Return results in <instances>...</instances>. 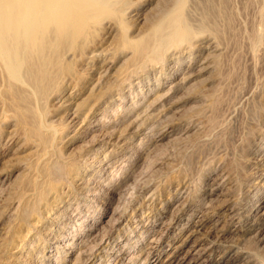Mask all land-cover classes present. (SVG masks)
Segmentation results:
<instances>
[{"label":"bare ground","instance_id":"obj_1","mask_svg":"<svg viewBox=\"0 0 264 264\" xmlns=\"http://www.w3.org/2000/svg\"><path fill=\"white\" fill-rule=\"evenodd\" d=\"M228 1L166 0L169 4L167 6L164 5L162 9L157 8V11L153 10L156 11V13L153 12L155 16L152 17V21L146 23V20L142 18L144 21H140L141 25L143 24L142 22H145L146 24H144L146 26H140L138 28L139 25L132 27L129 22L130 20L132 21L133 17L138 18L140 14L139 5L136 8L132 7L134 0H0V135L4 130L3 127L9 128V130L7 129L8 136L3 140L4 147L1 146L3 150L0 151V164L2 163L0 167V191H7L4 196V202L2 204L0 203V218H3L2 228L0 227L2 230L0 238V257H6V260L5 258L3 259L5 261L0 260V262L8 264V260L11 258L14 264H84L85 261L96 256L91 253V248V251H89L79 246V244L81 245L92 232V228L88 225L85 215L81 216L83 205L80 203L82 200L79 199V196L83 197V201H97L110 209L106 218L102 220L100 224L97 223L99 224L97 227L94 224L96 227L93 231L94 233L98 232L101 227L103 228L105 224H110L108 222H114V218L117 216L116 208L118 206L115 208L113 205L119 204V196L121 197V194L131 190L130 188L135 182H132L135 180V178H133L134 169H131L133 162L132 164L130 163L131 166L127 164V162H130L129 155L124 158L125 164H117L118 162L116 161H119L117 158L120 155L127 156L126 149H129L132 145H130V143L138 134L143 133L148 126H151L149 124L153 119L158 118L166 111H164L163 107L165 106L164 102L167 99L169 90L165 89L166 91L163 90L164 92L160 91L161 89L159 88L163 81L168 82L170 85L168 87L169 89L177 90L183 86L186 87V84H189V82L198 77L203 70L206 71V69L212 72L210 73L212 78L217 80L215 83L222 78L223 75L221 72L224 71H221V66L224 60L221 59V57L223 53L226 52L227 45H229L226 41L228 42L229 40V43L232 45V39H228L226 33L227 30L231 29V20L234 15H232L229 9L234 7V5L228 7L229 4L227 3L230 2ZM154 2L157 1L154 0ZM189 2H193L194 6H192V8L199 10L196 16L200 14V17H196L194 13V18H192L193 15L191 17L192 19L190 18L191 13H189L188 8ZM253 2H251V4ZM259 2L258 4H260V7L256 4L259 8L258 10L256 8L258 13L257 17L259 19L256 23L258 24L255 23L256 26H253L254 28L246 35L248 48L253 55L255 52H257V54L260 52L259 50H261L260 48L264 40V0H259ZM246 6L248 7V5ZM149 11H151V8ZM232 12L233 14L236 13L233 9ZM236 16L240 17L238 15ZM236 16L234 18H236ZM137 20L138 19H135V21ZM234 20H232V22ZM218 23L221 24V27ZM245 28L247 27L245 26ZM240 30L242 31V29ZM244 30L246 31L247 29ZM241 31L239 32L241 33ZM245 31L244 33H246ZM234 32L235 31H233V33ZM227 34L229 36V33ZM234 38L235 37H233V39ZM105 39H110L112 44L111 48H102ZM244 39L245 37L243 40ZM110 42L108 43L110 44ZM242 43L244 44V42ZM235 45L237 46L238 44L236 43ZM237 48L239 47L237 46ZM200 53H205V57L203 56V60L200 59V61L195 64L196 69L192 67L189 71L185 69V72L182 71L181 74L178 73L177 68L179 64L183 62L184 57H192ZM239 53L240 51H238V54ZM253 64H255V62ZM224 65L225 64H223V67ZM224 68L222 70H224ZM252 70L255 69L252 68ZM222 80L224 79L222 78ZM194 82L196 83V80ZM216 85L218 86V83ZM209 86V88L212 87L211 85ZM204 87L202 86L201 88ZM220 87L221 86H219V88ZM217 88L215 87L214 90ZM206 89L208 90L206 87L204 91ZM211 90L213 89H210V91ZM190 91H193L192 88ZM210 91L208 92L210 93ZM218 91L220 90L217 89V93H220ZM208 92L205 91L206 95L204 96L202 95L204 93H199L200 96H203H201L200 105L197 103L198 107L200 106L199 110H197L198 107H195L196 103H193V105H195L194 107L197 108L195 109L197 110V114L198 111L201 110L199 113L200 115H197L198 117L200 116V118H203L201 115H203V110L206 111V107H214L213 105L216 103L215 96L211 95L212 92L211 94H208ZM214 93H216V90ZM215 95L217 96V94ZM249 95L251 96V94ZM259 95V99L262 98L261 94ZM195 96L198 97L197 95ZM255 97L257 98V95H255ZM251 98L253 99V97H250V99ZM220 99L221 98H218V101ZM257 99H253L254 102L259 100ZM127 100L129 102L124 104ZM112 103L116 104L112 106V110L110 111L108 107L111 106ZM101 104L103 105L100 107ZM191 107H193L192 104ZM253 107L256 109L251 107V116H253L252 109L256 110L255 113L258 112L257 114L261 115V112L264 111V99H260ZM201 108L204 109L202 110ZM171 109L173 110V108ZM209 110L210 112L212 110V114L214 115L213 108ZM236 110H238V108ZM238 111L235 112L237 113ZM166 112L165 115L168 116ZM191 114L194 115L195 113L193 112ZM222 114H226L225 111ZM241 115L243 116V113ZM213 117L216 118L217 116ZM224 117L226 118L227 116ZM231 118L232 120L234 119L233 115ZM259 118L261 119V117ZM187 119L188 118H186V120ZM195 119H193L194 124L196 122ZM223 120L220 122V120L218 121L215 119L218 123L213 121V123H215H212L213 125L211 124L212 121H210V124L214 126L215 129L207 128L209 130H206V136L210 130L212 132L220 125L223 128H221V130L218 129L220 130L218 134L222 135L225 131L229 134L227 125H222L224 122ZM201 122L204 123V119ZM246 122L245 125H249L251 120L247 124ZM258 122H260V120ZM199 123L197 125H199ZM208 125L209 122H207L206 126ZM216 125H218L217 128ZM245 125L243 123V128H246ZM155 126H157V124ZM201 126L202 129L205 128H203V124ZM152 127L150 128L151 130L154 128ZM239 127L240 126H238V130ZM256 127L254 126L253 129L256 130ZM250 128L252 129V127ZM148 129L146 131H148ZM257 129L259 130L260 128L257 127ZM197 132H199L198 128ZM257 132L258 131H256V133ZM233 133L234 132H232V134L230 133V135H233ZM234 134L237 135L238 133ZM252 134L253 131H245L241 135V138L239 134V143H246L247 146L248 143L255 144L254 142H250ZM147 135L149 137V134ZM143 137H146V135ZM215 138L217 137L215 136L214 140ZM139 139L140 138H138V140ZM210 139L212 142L214 141L212 138ZM228 139L229 137H227V140ZM233 140H235V138H233ZM139 141H141V139ZM211 141L209 142L211 143ZM218 141L216 139L213 143ZM253 141H255L254 138ZM228 142L226 143L230 146ZM138 143L136 144L138 145ZM203 144H205V142H203ZM213 145L215 147V144ZM233 145L231 144V146ZM241 146H243V144ZM244 146L243 149H245V147L247 148V146ZM249 149L250 148H248V150ZM195 150H193V152H195ZM225 150L227 151V149ZM217 152H220L219 149ZM257 153L255 152V154ZM8 155L13 158L12 164L14 166L6 173L5 170L7 166H5V164L7 160H9L8 162L11 160ZM218 155L219 154H217V156ZM223 155L225 156V154ZM185 156L187 157V155ZM241 156L239 155L237 157L241 158ZM189 158L190 157H188V159ZM234 159L237 160L235 157ZM192 160L189 159V162L186 160V162H188L187 164H191L190 161ZM223 161H225L224 157ZM237 164H239V161ZM117 169L118 176L116 174ZM135 171L136 174L138 170ZM119 172H121L120 177ZM185 172V167L178 168L176 177H178L177 179L179 181L185 182L187 177ZM263 172L264 170L262 173ZM11 175L13 176L12 178ZM116 176L119 177L120 180L118 183L113 182ZM235 179H237V184H234V186L237 185L236 187L238 190L241 187L239 182L240 179L239 181L238 178ZM183 186L185 185L183 184ZM154 189L156 190V188H153V190ZM153 193L154 192H149L150 195L148 197H152V195H154ZM128 194H131L130 191L127 193L130 199L131 196L129 197ZM233 194H235V192ZM124 195L126 196V193ZM122 197L121 199H123ZM73 203H75L76 206L74 210H77L78 214H80L76 220H72L70 214L68 215L67 212L65 213L63 209H60L62 206L69 209L70 205ZM112 203L113 205L111 206ZM124 205L126 206V203ZM259 216H262L261 219H264V212ZM61 217L68 219L70 223L73 224L72 229L74 231L69 234V236L61 237L60 239L56 237L53 238L52 236L51 238L55 240V245L52 247L53 250H47L37 233L41 232L45 236H50V232H54L53 227L62 224ZM74 224H78L79 227L76 228ZM48 230L50 232H48ZM102 231L106 232L107 230L103 229ZM79 233L84 234L83 236L80 235L78 239L76 235ZM97 234L99 238L102 235L99 233ZM94 236L96 235L93 234V237ZM105 236H107V234ZM103 237L99 240L101 242H99L100 247L107 243ZM139 237H141L140 234ZM118 238L112 237L111 239L118 240ZM150 241H152V239ZM87 243L88 242H86V244ZM94 243L95 240L94 242L92 241V244ZM153 245L149 248H152ZM93 248H95L94 245ZM117 250L120 252L124 251L122 246H119ZM148 251L150 255L152 250L148 249ZM50 252H53L56 258L52 259L50 257ZM137 253L139 254V252ZM38 255L40 259H38V262H34ZM26 256H31L35 259L31 258L28 260L25 258ZM130 256L128 257L130 258ZM66 257L68 259H66ZM120 260L122 261V259H119V261ZM97 261H99L98 264H100V257Z\"/></svg>","mask_w":264,"mask_h":264},{"label":"rangeland","instance_id":"obj_2","mask_svg":"<svg viewBox=\"0 0 264 264\" xmlns=\"http://www.w3.org/2000/svg\"><path fill=\"white\" fill-rule=\"evenodd\" d=\"M156 1L157 2H154V0L153 1H151V0H134L132 7L136 8L139 5V7H140V10H139L140 18H139V16H138V18L133 17L134 20L132 18V21L131 20L129 21L130 25L132 27H136V25H139L138 28L140 26L141 27L146 26L145 25L146 23L153 20L152 17L155 16V15H153V12L156 13V11L158 10L157 8L162 9V8H164V5L167 6L169 4V2H166V0H159V1L156 0ZM229 1H228L229 3H227V4H229L228 7H230V5L231 6L234 5V7L230 8L229 10H231L232 15H234V16H232V20H234V19L235 20L233 21L234 23L231 20V23H232V25L230 26L231 29L227 30V33H229V36L226 33V37L228 39H232L231 40L232 45L229 43L230 42L229 40H228V42L226 41V43L229 44V45H227L228 47L226 49L227 54H226V52H224L225 54L223 53V55L221 57V59L226 61V62H224L221 60L222 63L225 64L224 67L226 66L225 67L226 69H225L223 67V64L221 63L222 64L221 71H224V72H221V74L223 75V76L222 75L221 76L224 80H222V78H221L217 82L218 83V86H217L216 85L217 83H215V81H217V80H214L212 78V75L210 74L212 72L210 70L208 71V69H206V71L203 70L198 77H196L194 80H192L191 81L192 83L189 82V84H186L187 88L185 86L182 87L183 89H187V90H183L182 88H179V89H177L178 91L174 90V89H173L174 90L173 91L172 89L168 88L170 86L168 84V82L163 81V83L159 89H161L160 90L161 92L166 91L165 89L169 90V93H168L169 97L167 96V99L164 102L165 106L163 107L164 111L165 110L167 111V112L166 111L165 112H166V114H168V116L165 115V112H163L162 113L163 115L161 114L158 118L153 119L154 122L151 121V123L149 124L151 126L147 127V129L149 128L148 131H146L147 129L145 130L146 132L143 131V133L145 132L144 134L146 135V137H143V136H145L143 133L138 134L137 137L130 143V145L132 144L131 145L132 147L130 146L129 149H126L127 156L120 155L117 158L119 160V161H116V162H118L117 164H119V163L125 164L126 162H125L124 158L128 157V155H129L130 162H127V164H129V166H131L130 163L132 164V162H133L131 169L132 170L134 169L133 170V178H135V180H133L132 182L135 181L136 183L135 182H134L135 184L133 183L132 187L130 188L131 190H128L127 192H125L126 196H127V193L130 191V193L132 194V195L128 194L129 197L131 196L130 199L128 198V196L126 197L124 195L125 193H123V194H121V197L124 196V197H122L123 199H121V197L119 196V204H117V205H113V203L111 204V206L113 205V206H115V208L118 206L116 208L117 216H115L114 222L113 221L108 222L110 224H105V226H103V228L102 227L100 228L101 230L99 229L98 232L94 233L93 231L102 222V220H104L106 218L107 214H109L110 209H109V207H106L105 205H102L101 203H99L97 201H89V200L83 201L84 200L83 197L79 196V199L82 200L80 203L83 205L82 206L83 212H82L81 216L85 215V219L87 220L88 225L91 226V228H92V232L89 235L91 238L88 236L85 239L86 241L84 240L85 243L83 241L84 244L81 243V245L79 244V246L82 247V249H86L89 251H91V249H92L91 253L96 255L94 257H91L90 260H87L88 262L85 261L84 264H98L99 261H97V260H99V257L101 260L100 264H125V263H127V264H259V263L263 264L264 263V219H261L262 216H259L262 214V212H264V172L262 173V171L264 170V133H262V132H264L263 131L264 130V111L261 112L262 113L261 115H258L257 114L258 112L255 113L256 110H254L256 108L253 107L254 105H256V103L260 99L261 100L264 99V89H263V87H264L263 86V83H264V47H263L264 40H263L261 48H260L263 51L259 50L260 52L258 51L259 52L258 54H257V52H255V54L253 55L252 52L250 51V49L248 48L249 46H248L247 39H246V35L250 33L249 31H251L256 26V24H258V23H256L257 20L259 21V19L257 17L258 13L256 11V8H257V10L259 8L256 4H258L260 2H259V0L258 1L253 0L254 2L252 0L251 1L250 0H232V1L229 0ZM247 1L249 4L247 3ZM231 2H232V4H231ZM251 2H253V3L251 4ZM153 5H154V7H153ZM189 5L191 6V8ZM189 5H188L189 13H191L190 18L192 17V15H193L192 18H194V13L196 16V14L199 13V12L197 13V11H199V10H195L196 8H192V6H194L193 2H191V3L189 2ZM246 5H248V7ZM258 5L260 7V4H258ZM150 8H151V11H149ZM236 8H237V10H236ZM232 9H233V11H236L237 14L235 12H234L235 14H233ZM153 10H156V11H153ZM150 13H151V15H150ZM149 15H150V17L148 18ZM236 15H238L240 17H237ZM235 16L238 19L234 18ZM145 17L148 19H146ZM196 17H200V14ZM251 17H253V18H251ZM254 17H257V18H254ZM142 18H144V20H146V23L142 22L143 26L141 25V22H140V21H144ZM135 19H138V20L135 21ZM195 19H197V18H195ZM248 22H250V23H248ZM239 23H241V24H239ZM218 24L221 27V24L220 23H218ZM235 25L237 28L240 26L241 27L238 28V30H237ZM243 26H244V29H247L246 31L243 29ZM245 26L247 28H245ZM233 27L236 29H234ZM249 28H250V30H249ZM240 29H242V31ZM233 31H235V32L233 33ZM237 31L238 32L241 31V33L239 32V34H238ZM244 31L246 33H244ZM230 33H231V35H230ZM242 36H243V38L245 37L244 40H243V38L240 40V38ZM233 37H235L236 39L235 38L233 39ZM235 40H236V42H235ZM104 41L105 42L103 43L102 48L108 49V48L112 47L110 39H105ZM245 41L247 44L245 43ZM108 42H110V44ZM242 42H244V44L247 46H245ZM233 43H234V46H233ZM236 43L238 44L237 46L239 48H237V46L235 45ZM238 51H240L239 54H238ZM203 56L205 57V53L195 54L192 57H187V56L184 57L183 62L180 63L179 67L177 68L178 73L181 74L182 71L183 72H185L186 70L189 71V70H191L192 67L194 69H196L195 64L198 61H200V59L203 60ZM254 56L256 57V59ZM254 62H255V64L257 63L256 66H255V64H253ZM223 68H224V70H222ZM252 68L255 70H252ZM206 74H208L210 77ZM199 77H201V78H199ZM208 78L211 80H209ZM195 80H196V83L194 82ZM259 82H260V84H259ZM194 84H196V85H194ZM208 84L211 85L212 87L209 88L210 86ZM256 85H258V86H256ZM202 86L203 87L205 86L204 88H206V87L208 88V90L207 89L205 90L207 92L210 91V89H213L210 91V93L208 92V94H211V92H212L211 95L215 96V99H216L215 102L216 103L214 102L215 103L213 105L214 107H209V108L206 107L208 110L213 108L214 115L212 114V110H211V112L209 110V112H210L209 113L208 110L205 108L206 111L208 112L207 113L205 110H203L204 108H201L206 113L201 112L203 114V115H201V117H203V118H200V116L199 117L197 116V115H200L199 113L201 111V110L198 111V114H197V110H199V107H200V106L198 107V105H200L199 102H201V98L204 95H206L204 88H201ZM219 86H221L222 88L220 87L221 88L220 89ZM215 87L216 88L218 87L217 89L220 90V91H218L220 93H217V89H215L216 93H214ZM258 87H259V89H258ZM191 88L193 90L192 92L190 91ZM201 89H202V91H201ZM249 90H251V91H249ZM188 91H190V92H188ZM186 92H188V93H186ZM201 92L204 93V94H202L203 96L201 95L202 97L200 96ZM193 93H196V94H193ZM213 93H214V95H213ZM247 93H248V95H247ZM215 94H217V96ZM249 94H251V96ZM253 94H254V96H253ZM259 94H261V97H262L260 99H259V96H260ZM195 95H197L198 97H196ZM255 95H257V98L259 100L255 97ZM199 96H200V99H199ZM245 96H246V98L248 97L247 98L248 100L245 98ZM216 97L221 98V99L218 101V98H216ZM236 97H238L239 99ZM250 97H253V99H257L258 101L255 100L256 102H254V100L252 98L250 99ZM192 98H195V99H192ZM249 99H250V101H249ZM251 100H253V101H251ZM127 102H129V101L128 100L125 101L124 104L125 103L127 104ZM170 102H172V103H170ZM193 103H196V106L193 105ZM197 103H199V104L197 105ZM220 103H221V105H220ZM114 104H116V103H112L111 106L108 107V110L110 109V111H111L112 106ZM191 104L193 107H191ZM102 105L103 104H101L100 107ZM168 106H170V107H168ZM194 106L198 107V109L195 108ZM231 106H233V107H231ZM251 107L254 108V109H252L253 110L252 115L254 116V118H253V116H251ZM168 108H169V110H168ZM171 108H173V110ZM231 108L233 111L231 110ZM237 108L239 111L236 110ZM242 108H244L245 110ZM195 109H197V110H195ZM221 110H223V111H221ZM229 110H230V113H229ZM234 110L238 111V112L236 113ZM224 111L228 115L222 114V113H224ZM231 111H232V113H231ZM193 112L195 113L194 115L191 114ZM242 113H243V116L241 115ZM244 113H245V115H244ZM239 114H240V116H239ZM254 114H257L258 116L254 115ZM232 115L234 117L233 120L231 118ZM235 115L237 118L235 117ZM213 116H217V117L215 118ZM224 116H227V117L225 118ZM211 117H213V118H211ZM222 117L224 120L222 119ZM259 117H261V119ZM186 118H188L189 120L187 119L188 120L187 121ZM218 118H220V119H218ZM193 119H195L196 122L198 120V122L197 123L195 122V124H194ZM203 119H204V123L201 122V121H203ZM211 119L212 120L214 119L213 121H215V119L218 121L220 120V122L222 120L224 121L222 123V125H224V126L227 125V127H228L227 130H228L229 134H227V131H225L223 133L227 137H229L228 140H227V137L223 133H222V135L226 138H224L221 134H218L219 131L221 130V128H223V127H221V125L218 128H217L218 125H216L217 129L212 131V132L210 130L211 134L209 132L208 133L209 136L208 135L206 136V134H207L206 130L207 131L209 130L207 128L215 129V127L212 126L215 123H213V121ZM165 120H167L168 122ZM250 120H251V122L252 121H255V122L251 123ZM259 120H260V122L262 121L263 123L258 122ZM206 121L209 122L208 126H206V124H207ZM210 121H212L211 122V124L213 123L212 125L210 124ZM242 121H243L244 125H245L246 121H247L246 124L250 122L249 125L247 124L248 129H247V125H245L246 128H243ZM228 122H230V123H228ZM187 123H190V124H187ZM198 123H199V125H197ZM216 123H218V122H216ZM156 124H157V126H155ZM158 124L160 127L158 126ZM202 124H203V128L205 127L204 129L201 128ZM235 124H236V126H235ZM195 125H196V127H195ZM258 125H260V126H258ZM238 126H240L239 130H238ZM249 126L252 127V129ZM254 126L255 127L257 126L260 129L258 130L257 127H256V130L253 129ZM151 127L154 130L153 129L151 130L150 129ZM197 128H198L200 133L197 132ZM231 128H233L234 130ZM3 129L4 130L2 131V133L0 135V151L3 150V147H4L3 146V140H5V138L8 136L9 128L3 127ZM218 129H220V130H218ZM192 130H193V132H192ZM243 130L253 131V134H255V135L252 134V138H251L250 142H254L255 144L248 143V146H247L246 143L245 144L239 143L241 135L245 132ZM241 131H242V133H241ZM256 131H258L257 132L258 134L256 133ZM259 131L261 132V134ZM194 132H196V133H194ZM232 132H234L236 134L238 133V134L235 135L233 133V135H230V133L232 134ZM146 133L149 134V137ZM187 134H188V136H187ZM238 135L240 136V138ZM215 136L217 138H215V140H214ZM232 136H235V137H232ZM254 136H256V137H254ZM236 137H237V139H236ZM138 138H140L141 141H139L140 139L138 140ZM210 138H212V140H214V141H216V139H217V141L219 139L220 140L218 142L213 143L214 141L212 142ZM233 138H235V140H233ZM253 138L255 141H253ZM208 140L211 141L212 144ZM138 141H139V143H138ZM221 141H222V143H221ZM224 141H226V142L229 141L228 143L230 144V146H231V144L233 145L235 143L231 147H234L236 145L234 147L236 149L231 148ZM235 141H238V142H235ZM203 142H205L206 145L203 144ZM136 143H138V145ZM200 143H202V144H200ZM216 143H217V145H216ZM213 144H215V147ZM242 144H243V146L244 145L247 146V148L244 146L245 149H243V146H241ZM1 146H3V147H1ZM227 146H228V148H227ZM138 147H140V148H138ZM206 147H208V148H206ZM130 148H131V150H130ZM248 148H250V149L248 150ZM206 149H207V151H206ZM218 149L220 152H217ZM225 149H227V151ZM237 149H239V150H237ZM193 150H195V152H193ZM190 151H192V152H190ZM208 152H209V154H208ZM255 152L256 153L258 152V153L255 154ZM199 153H200V155H199ZM243 153H245V154H243ZM131 154L133 155V157ZM217 154H219V155L217 156ZM223 154H225V156ZM185 155H187V157ZM220 155H221V157H220ZM222 155H223L225 161H223ZM239 155L240 156L242 155L241 158L237 157ZM8 157L11 159L10 160L11 163L8 162L9 160H7V163L5 162L6 163L5 166H7V169L5 170L6 173H8L13 168L12 166H14L12 164L13 158L10 157L9 155H8ZM188 157H190L189 158L190 160L193 159L192 161H190L191 164H189L191 166H189L187 164L189 162ZM212 157H214V158H212ZM234 157L237 158V160H235ZM121 158H122V160H121ZM185 159L188 160V162H186ZM138 161H139V163H138ZM209 161H211V162H209ZM238 161H239V164H237ZM169 165H170V167H174V168H170ZM1 166H2V163L0 164V167ZM3 166H4V164H3ZM138 167H139V169H138ZM177 167L178 168L185 167V169H186L185 174L187 176L186 180H185L186 183L181 182L177 179L178 178V177H176L177 176V170H178ZM240 168H242V169H240ZM135 170H138L136 174H135V172H136ZM187 170H188V172H187ZM226 172H228V173H226ZM117 173H118V169H117L116 174ZM120 174H121V172H119V177L121 176ZM12 175H11V178L13 177ZM117 176H118V174H117ZM117 176H116L115 180L113 181L114 183H118L120 181L119 177H117ZM190 176H192V177H190ZM235 178H238V181L240 179L239 182L241 184L240 185L241 187L238 190L236 187L237 185L234 186V184H237V182H236L237 179H235ZM188 183H191V184H188ZM162 184H164V185H162ZM183 184L185 186H183ZM135 185H136V187H135ZM181 185L183 186V188ZM188 186H189V188H188ZM153 188H156V190L154 189L155 190L154 191ZM231 191H232V193H231ZM6 192H7L6 190L0 191V199L2 200V201L0 200L1 204L4 202L3 200L5 198L4 196H5ZM149 192L150 193L154 192L153 193L154 195H152V197H150L151 199L148 197L150 195ZM234 192L236 195L233 194ZM143 196H145V197H143ZM181 197H182V199H181ZM142 199H144V200H142ZM125 203H126V206L124 205ZM145 203H146V205H145ZM233 206H235V207H233ZM75 207H76L75 203H73L70 205L69 209L65 208L63 206L60 209L61 210L63 209V212H65V213L67 212L68 215L70 214L72 220L73 219L76 220L80 214H78L77 210H74ZM258 213H259V215H258ZM254 215H256V216H254ZM257 215L259 218L257 217ZM252 216H254L255 218ZM93 219H94V222H93ZM61 220H62V224L53 227L54 232L53 231L50 232L48 230V232L51 233L50 236H45L41 232L37 233L39 239L43 241L47 250H50V251L53 250L52 247L55 245V240L53 239L54 237H56L57 239H60L61 237L69 236V234H71L74 231L72 229L73 224L70 223V221L68 219L61 217ZM260 220H263V221H260ZM237 221H239V222H237ZM256 222H258V223H256ZM97 223H99V224H97ZM112 223H114V224H112ZM2 224H3V218H0V227L1 228H2V226H1ZM94 224L96 227L94 226ZM74 225L76 228L79 227L78 224H74ZM107 225H108V227H107ZM1 228H0V230H1ZM103 229L104 230L106 229L107 231L106 232L102 231ZM102 232L104 233V235ZM1 233H2V230L0 231V238H1ZM97 233H99L100 235L102 234L101 236L102 237L104 236L103 238L107 242L102 247H100L101 242L99 241V240H101L100 238H102V237L100 236V238H99L98 237L99 235ZM83 234L84 233H79L76 235V237L79 239L80 238L79 236L80 235L83 236ZM93 234L96 235L98 239L96 238V236L93 237ZM106 234H107V236H105ZM139 234L141 235V237H139ZM143 235H145V236H143ZM52 236H53V238H51ZM112 237L113 238L119 237V238H118V240H115V239H111ZM106 238H108V239H106ZM151 239H152V241H150ZM94 240H95V243L92 244V241L94 242ZM108 240H110V241H108ZM86 242H88V243L86 244ZM151 244L152 245L154 244V245L152 248H149L152 246ZM93 245L95 246V248H93ZM117 246L118 247L122 246V248L124 249V251H122L123 253L120 252L119 250H117L118 249ZM131 246H134V247H131ZM99 247H100V249H99ZM148 249L152 250L150 255H149ZM135 252L136 253L139 252V254L138 253L136 254ZM50 255H51L50 257L52 259L56 258V256L53 254V252L52 253L50 252ZM128 256H130V258ZM131 257H132V259H131ZM0 258H1L0 259L1 261L4 258L6 260V257H0ZM25 258L29 260L32 257L26 256ZM32 259H35V258H32ZM38 259H40L39 255H38V257L36 256V260H34V262L35 261L38 262ZM66 259H68V258L66 257ZM115 259H116V261H115ZM119 259H122V261L120 260L121 261L120 262ZM5 260H3V261H5ZM122 262H124V263H122ZM0 263L5 264L4 262H0ZM8 264H14V261L11 260V258H9Z\"/></svg>","mask_w":264,"mask_h":264}]
</instances>
